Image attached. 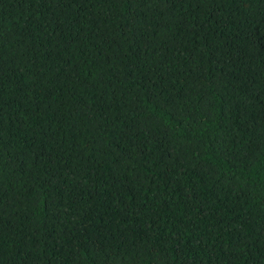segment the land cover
<instances>
[{
  "label": "trees",
  "instance_id": "1",
  "mask_svg": "<svg viewBox=\"0 0 264 264\" xmlns=\"http://www.w3.org/2000/svg\"><path fill=\"white\" fill-rule=\"evenodd\" d=\"M0 264H264V0H0Z\"/></svg>",
  "mask_w": 264,
  "mask_h": 264
}]
</instances>
